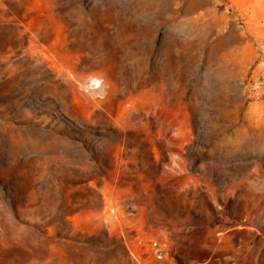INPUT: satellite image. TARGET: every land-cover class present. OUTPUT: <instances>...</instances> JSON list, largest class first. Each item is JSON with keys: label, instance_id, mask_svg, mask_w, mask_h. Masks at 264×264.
Returning a JSON list of instances; mask_svg holds the SVG:
<instances>
[{"label": "rangeland", "instance_id": "374dc122", "mask_svg": "<svg viewBox=\"0 0 264 264\" xmlns=\"http://www.w3.org/2000/svg\"><path fill=\"white\" fill-rule=\"evenodd\" d=\"M0 264H264V0H0Z\"/></svg>", "mask_w": 264, "mask_h": 264}, {"label": "bare ground", "instance_id": "6f19581e", "mask_svg": "<svg viewBox=\"0 0 264 264\" xmlns=\"http://www.w3.org/2000/svg\"><path fill=\"white\" fill-rule=\"evenodd\" d=\"M88 80H89L90 82H95V81H97V78H96L95 76H92V77H89ZM89 84H90V83H89Z\"/></svg>", "mask_w": 264, "mask_h": 264}, {"label": "built area", "instance_id": "2783aa9c", "mask_svg": "<svg viewBox=\"0 0 264 264\" xmlns=\"http://www.w3.org/2000/svg\"><path fill=\"white\" fill-rule=\"evenodd\" d=\"M96 86L98 85V83L95 84Z\"/></svg>", "mask_w": 264, "mask_h": 264}]
</instances>
